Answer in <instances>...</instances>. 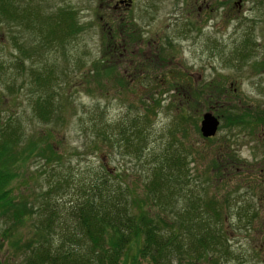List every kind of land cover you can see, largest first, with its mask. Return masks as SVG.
Instances as JSON below:
<instances>
[{"label":"rangeland","instance_id":"obj_1","mask_svg":"<svg viewBox=\"0 0 264 264\" xmlns=\"http://www.w3.org/2000/svg\"><path fill=\"white\" fill-rule=\"evenodd\" d=\"M34 2L50 13L59 8L70 11L81 31L68 38L63 48L58 49L56 41L46 51L37 33L0 25V115L15 116L22 122L19 152L29 140L41 141V145H52L58 157L51 163L30 160L11 184L19 202L33 207V220L49 215L47 202L52 200L58 201L60 209L71 207L97 174L104 172L99 163L112 174L109 181L115 188L116 177L121 175L134 198L144 200L141 186L150 169L165 159L166 151L173 150L180 156L177 167L187 175L182 180L188 181L190 176L187 184L206 183L203 186L209 197L222 205V215L231 214L225 225L231 255L222 264H264L251 250V239L258 243L264 234V126L253 127L252 118H247V126L241 121L242 113L256 117L264 111V0ZM111 20L116 28L129 26L126 48L117 41L116 54L109 49L107 38ZM46 76L51 78L50 91L61 92L64 123L46 125L33 115L32 102L42 95L38 82ZM204 85L205 97H218L213 104L206 103L203 96L195 101L193 93L199 94L198 88ZM188 98L198 102L197 106L182 112ZM219 111L222 118L216 113ZM181 112L191 116L190 120L185 116L184 124L174 119ZM205 112L220 121L211 140L199 131ZM144 114H148L149 124L144 122ZM102 116L114 124L121 118L134 119L136 126L144 127L146 142L141 153H124L95 139L86 124ZM235 116L240 118L232 121ZM95 123L100 125V121ZM158 205H164L165 212ZM188 206L183 194L145 200L151 215L163 217L168 224L178 211L187 219ZM258 210L253 226L260 230L254 234L246 224ZM58 224L52 226L56 233L48 238L55 245L60 238ZM35 226L32 221L18 226L15 239L19 244L12 247L3 238L6 227L0 222L2 263L21 264L22 246L34 239Z\"/></svg>","mask_w":264,"mask_h":264},{"label":"trees","instance_id":"obj_2","mask_svg":"<svg viewBox=\"0 0 264 264\" xmlns=\"http://www.w3.org/2000/svg\"><path fill=\"white\" fill-rule=\"evenodd\" d=\"M34 1L0 0V25L37 33L46 51L57 43L60 44L58 49L63 48V44L69 42L68 38L81 31L75 18H71L70 11L59 8L50 13L43 4L41 7ZM33 9L34 15L31 14ZM69 21L72 23L67 25ZM110 22L111 32L107 36L111 44L109 49L113 48L111 51L116 54L119 51L114 47L117 41L126 48L125 41L129 35L125 32H129V26L119 24L116 28L115 22ZM50 82L49 76L42 78L41 83L38 82L42 95H38L32 102L33 115L46 125L64 123L66 117L62 114L63 105L59 101L61 92H51ZM198 89L199 94L193 93L195 101L198 100L196 97L203 96L206 103L213 104L212 101L218 98L204 96L206 85ZM190 99L182 104V112L186 107L197 106L198 102H191ZM182 112V116L178 114L174 119L184 124L186 117L190 120L191 116ZM216 113L222 118V112ZM241 117L243 125L247 126V118H252L253 127L264 126V111L262 116L250 117L242 113ZM142 118L149 124L148 114H144ZM238 118L240 117L235 116L231 120ZM88 121L86 128L93 137L95 135V139L101 138L103 142L123 150L124 153H141L142 145L146 142L142 130L144 127L136 126L134 119L121 118L118 124H114L102 116L98 120ZM98 121L100 125L95 123ZM195 128L197 129L196 124ZM22 129L19 118L11 115L4 118L0 115V222L6 227L2 235L15 247L19 244L15 239L18 226L25 221H32L37 229L34 231V239L22 246L24 254L21 264H222L224 259L230 257L231 238L225 225L231 214L222 215V205L214 196L209 197L207 188L203 186L206 183L187 184L190 176L188 181L182 180V175H187L177 167L180 156L173 150L166 151L165 159L150 169L146 184L141 186L145 190L144 200L134 198L133 191L129 190V185L121 175L116 177L119 182L115 188L109 181L112 174L99 163L104 172L97 174L89 188L72 201L71 207L62 210L58 208V201L52 200V203L47 202L49 215L41 220H33V214L36 213L33 207L27 202H19V198L12 194L14 190L11 184L19 177L20 168L30 160L39 158L44 163H51L58 157L55 156L52 145H41V141L35 143L29 140V144L19 152L18 147L23 140ZM214 163L216 167V162ZM175 194H183L189 203L188 209L191 211H187V219L182 218L178 211L172 213L173 218L169 219L172 224H168L163 217L151 215L145 207L146 199L157 198L160 201ZM45 205L46 203L41 207L42 210ZM161 206L164 205L156 208L163 210ZM149 207L152 209L151 205ZM259 212L260 210L250 214L249 224H246L254 234L260 230L253 226ZM57 222L61 224L56 227L59 228L57 232L60 230V238L55 245L48 238L51 233H56L52 226ZM251 243L253 257L264 260V234L258 243L254 239H251ZM0 264L4 263L0 261Z\"/></svg>","mask_w":264,"mask_h":264},{"label":"water","instance_id":"obj_3","mask_svg":"<svg viewBox=\"0 0 264 264\" xmlns=\"http://www.w3.org/2000/svg\"><path fill=\"white\" fill-rule=\"evenodd\" d=\"M220 121L211 112H205L199 125V131L204 139L212 138L217 133Z\"/></svg>","mask_w":264,"mask_h":264},{"label":"flooded vegetation","instance_id":"obj_4","mask_svg":"<svg viewBox=\"0 0 264 264\" xmlns=\"http://www.w3.org/2000/svg\"><path fill=\"white\" fill-rule=\"evenodd\" d=\"M225 1V0H224ZM226 1H230V0H226Z\"/></svg>","mask_w":264,"mask_h":264}]
</instances>
